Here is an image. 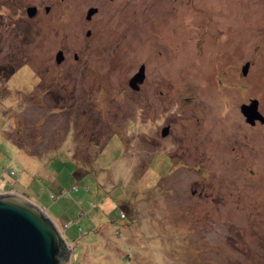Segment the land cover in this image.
I'll list each match as a JSON object with an SVG mask.
<instances>
[{
  "label": "rangeland",
  "instance_id": "1",
  "mask_svg": "<svg viewBox=\"0 0 264 264\" xmlns=\"http://www.w3.org/2000/svg\"><path fill=\"white\" fill-rule=\"evenodd\" d=\"M253 98L264 116V0H0V193L55 220L69 264H264Z\"/></svg>",
  "mask_w": 264,
  "mask_h": 264
},
{
  "label": "water",
  "instance_id": "2",
  "mask_svg": "<svg viewBox=\"0 0 264 264\" xmlns=\"http://www.w3.org/2000/svg\"><path fill=\"white\" fill-rule=\"evenodd\" d=\"M95 10V7L88 8L86 18ZM26 11L33 16L36 7L28 6ZM55 60H62L61 50L56 52ZM247 67L248 62L242 66L243 74ZM144 76V64H141L128 79V85L137 90ZM240 110L247 122H264L257 99L242 103ZM166 132L167 126L162 129L163 134ZM68 251L57 226L41 207L16 193H0V264H69Z\"/></svg>",
  "mask_w": 264,
  "mask_h": 264
},
{
  "label": "flooded vegetation",
  "instance_id": "3",
  "mask_svg": "<svg viewBox=\"0 0 264 264\" xmlns=\"http://www.w3.org/2000/svg\"><path fill=\"white\" fill-rule=\"evenodd\" d=\"M36 7V6H35ZM48 7V6H47ZM47 9V8H46ZM173 10V9H172ZM36 12H37V7H36ZM35 12V13H36ZM91 33V30L90 29H88L87 30V32H86V36H88L89 34ZM33 33L32 32H30L29 33V35H32ZM28 35V36H29ZM85 48V52H84V56H83V58H82V65L79 67V74H80V76L82 75V78H85V79H88V78H90V80L93 78V81L91 82L92 84H94L96 81H95V76H97V74H96V69H95V66H94V62H93V59H92V57H90V51L88 50V48H89V46H87V47H84ZM59 50H61L62 51V60L59 62V63H61V62H65L66 60L68 61V64H67V66L68 67H71V66H73V61H80V59H81V54H78L77 52H75V51H72V52H68V51H65L64 49H59ZM58 51V50H57ZM56 51V52H57ZM50 57V56H49ZM32 61V60H31ZM57 62V61H56ZM57 64H58V62H57ZM29 65V64H28ZM35 68V67H34ZM147 69V68H146ZM145 69V65H144V72H145V76H147V70ZM33 72L35 73L36 72V69H33ZM136 72V71H135ZM134 72V73H135ZM133 73V74H134ZM132 74V75H133ZM131 75V76H132ZM130 76V77H131ZM145 76H144V78H145ZM129 77V78H130ZM128 78V79H129ZM41 79V78H40ZM42 80V79H41ZM44 81V80H43ZM33 85H37V83L36 82H33ZM79 85H82L81 84V79H80V81H79ZM95 85V84H94ZM141 85V84H140ZM140 85H139V88H138V90H140ZM49 86V85H48ZM129 86V85H128ZM81 87H84V86H81ZM130 87V86H129ZM52 88L53 87H50V88H46V91L48 90V92H46V93H51L52 91ZM131 88V87H130ZM88 89V88H87ZM96 89V88H95ZM94 89V90H95ZM133 90V89H132ZM135 91H137V90H135ZM95 92H97V90L95 91Z\"/></svg>",
  "mask_w": 264,
  "mask_h": 264
},
{
  "label": "trees",
  "instance_id": "4",
  "mask_svg": "<svg viewBox=\"0 0 264 264\" xmlns=\"http://www.w3.org/2000/svg\"><path fill=\"white\" fill-rule=\"evenodd\" d=\"M5 69V68H4ZM11 71V70H10ZM13 71H11L10 73H12ZM11 171H13V170H11ZM77 188V185H75V184H73L72 185V189H76ZM59 193H61V191L59 192ZM51 197H53V198H55L56 197V194H54V193H52L51 194ZM63 243H64V246L66 247V249H67V246H66V243L64 242V240H63Z\"/></svg>",
  "mask_w": 264,
  "mask_h": 264
},
{
  "label": "built area",
  "instance_id": "5",
  "mask_svg": "<svg viewBox=\"0 0 264 264\" xmlns=\"http://www.w3.org/2000/svg\"><path fill=\"white\" fill-rule=\"evenodd\" d=\"M60 234H61V232H60ZM61 236H62V238H63L64 242L66 243L67 250H68V249H70V248L68 247V245H67V242H66V241H67V240H66V237H65V236H63L62 234H61Z\"/></svg>",
  "mask_w": 264,
  "mask_h": 264
},
{
  "label": "crops",
  "instance_id": "6",
  "mask_svg": "<svg viewBox=\"0 0 264 264\" xmlns=\"http://www.w3.org/2000/svg\"><path fill=\"white\" fill-rule=\"evenodd\" d=\"M49 216V215H48ZM50 217V216H49ZM51 218V217H50ZM52 220H53V222L55 223V220L53 219V218H51ZM56 224V223H55ZM60 230V229H59ZM63 231H64V229H63ZM65 234V233H64Z\"/></svg>",
  "mask_w": 264,
  "mask_h": 264
}]
</instances>
